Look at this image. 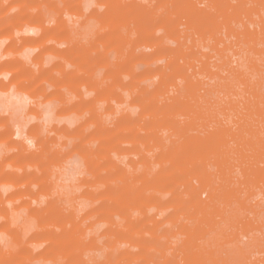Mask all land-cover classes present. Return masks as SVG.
Instances as JSON below:
<instances>
[{
    "label": "rangeland",
    "instance_id": "1",
    "mask_svg": "<svg viewBox=\"0 0 264 264\" xmlns=\"http://www.w3.org/2000/svg\"><path fill=\"white\" fill-rule=\"evenodd\" d=\"M25 5L0 264H264V0Z\"/></svg>",
    "mask_w": 264,
    "mask_h": 264
},
{
    "label": "crops",
    "instance_id": "2",
    "mask_svg": "<svg viewBox=\"0 0 264 264\" xmlns=\"http://www.w3.org/2000/svg\"><path fill=\"white\" fill-rule=\"evenodd\" d=\"M28 0H17L19 5L13 9L11 8L10 0H0V26H3V31L12 29V24L16 21L21 15H26L31 12L29 6L25 5ZM21 4V5H20ZM29 28L26 27V29ZM35 38V34L30 32L19 33L14 40H3L0 41V70L5 68L7 65L24 63L31 59V56L34 55L33 52L23 59L16 61L11 55L7 54V49L12 47L13 44L17 43L16 47L19 48L22 42L27 40H32ZM13 41V42H12ZM28 59V60H26ZM15 99V98H14ZM19 105L14 100H7V97L0 95V120L10 117L11 119H17L19 117ZM19 130V129H18ZM20 134V131H17V135Z\"/></svg>",
    "mask_w": 264,
    "mask_h": 264
},
{
    "label": "bare ground",
    "instance_id": "3",
    "mask_svg": "<svg viewBox=\"0 0 264 264\" xmlns=\"http://www.w3.org/2000/svg\"><path fill=\"white\" fill-rule=\"evenodd\" d=\"M15 92H17V91H15ZM18 95H20V94H18ZM15 96H17V95L15 94ZM18 98H21V99H22V96H21V97L19 96ZM16 99H17V98H16ZM14 100H15V99H14ZM45 108H46V107H45ZM45 114H46V113H45ZM45 114H44V115H45ZM46 115H47V114H46ZM48 115H49V114H48ZM45 118H46V117H45Z\"/></svg>",
    "mask_w": 264,
    "mask_h": 264
}]
</instances>
